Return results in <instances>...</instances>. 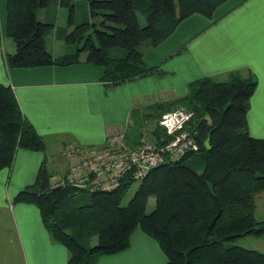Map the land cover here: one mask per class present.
I'll return each mask as SVG.
<instances>
[{"label":"trees","instance_id":"1","mask_svg":"<svg viewBox=\"0 0 264 264\" xmlns=\"http://www.w3.org/2000/svg\"><path fill=\"white\" fill-rule=\"evenodd\" d=\"M86 1L89 16H97L96 21L75 22L73 0H5L6 35L14 44L8 65L67 64L78 61L83 51L85 60L102 67L101 78L112 83L161 75L159 66H146L138 43L148 40L153 47L187 16L209 18L225 0ZM56 6L66 8L65 25L57 27L66 31L63 45L74 48L70 57L64 53L59 60L44 41V32L55 30V23L36 16L44 9L53 14L48 17H55ZM111 49L117 53L111 54ZM255 85L252 75L238 70L224 77L202 75L188 81L182 95L131 111L122 127L130 147L145 140L146 133L160 146L168 138L158 123L161 114L180 106L191 109L186 128L195 131L197 151L204 158L198 169L185 162L191 152L152 167L138 180L129 171L109 189L52 187L43 159L35 180L14 200L38 207L51 238L67 249L66 264H94L98 255L127 248L136 227L156 241L166 257L164 264H264L262 251L235 243L242 236L264 235V219L255 218V197L264 192V138L249 134L245 116ZM44 146L10 85L0 82V168L11 165L18 147ZM132 184L136 185L128 194ZM79 191L89 193L88 201L63 210L66 198ZM149 197L154 198V207L147 211ZM215 202L220 213L209 228Z\"/></svg>","mask_w":264,"mask_h":264},{"label":"crops","instance_id":"2","mask_svg":"<svg viewBox=\"0 0 264 264\" xmlns=\"http://www.w3.org/2000/svg\"><path fill=\"white\" fill-rule=\"evenodd\" d=\"M4 23L6 30L5 0H0V82L10 85L22 114L39 135L57 131L62 134L61 143L99 147L110 131L130 120L134 108L178 97L186 91V82L178 91L167 87L163 77L155 79L160 76L155 74L112 83L101 78L100 65L84 57L67 64L8 67L5 54L13 52L14 44L3 37ZM65 32L64 28L56 31L59 43L51 53L53 57L65 53L61 38ZM179 49L185 50L180 57L176 55ZM142 51L146 66L160 68L164 62L161 74L185 77L186 73L196 76L199 72L201 76L224 77L238 70L252 75L256 85L248 101L246 125L250 135L264 138V0H225L209 18L191 14L168 37ZM171 59L180 63L179 68L170 63ZM29 154L16 151L4 184L5 169L0 168V264H66L67 249L51 238L38 207L14 200V195L36 177ZM48 165L56 167L59 163L49 157L44 161L46 170ZM60 169L59 173H63L66 164ZM47 172L54 175L55 171ZM165 261L156 241L136 227L127 248L98 255L94 264Z\"/></svg>","mask_w":264,"mask_h":264},{"label":"built area","instance_id":"3","mask_svg":"<svg viewBox=\"0 0 264 264\" xmlns=\"http://www.w3.org/2000/svg\"><path fill=\"white\" fill-rule=\"evenodd\" d=\"M192 116L193 111L182 106L162 113L158 123L168 138L160 146L143 139L130 147L124 142L122 127L109 132L99 149L83 148L76 142L68 144L60 149L68 160L65 173L49 184L52 187L70 184L86 189H109L129 171L138 180L152 167L199 149L195 131L186 128Z\"/></svg>","mask_w":264,"mask_h":264},{"label":"rangeland","instance_id":"4","mask_svg":"<svg viewBox=\"0 0 264 264\" xmlns=\"http://www.w3.org/2000/svg\"><path fill=\"white\" fill-rule=\"evenodd\" d=\"M74 2V11H73V19L75 22H80V21H96L97 20V16L95 17H91L89 16V10H88V4L86 0H73ZM51 3V2H50ZM58 6V3H57ZM56 6V8H57ZM44 9H41V11H39L37 13V18L38 19H47L50 20L51 22L55 23V30H57V27H60L62 25H65V19H66V8L64 6H59L57 8V14L55 17H48V16H53V14L49 13L47 15L46 12H43ZM45 11V10H44ZM48 11H50V8H48ZM44 17H41V16ZM54 20V21H53ZM141 23H143V20H141ZM4 28H3V37L9 38L6 35V30H5V23H4ZM91 29V28H89ZM53 28L46 30L44 32V41H45V47L48 51H50L51 53L54 52V49L56 48V44L59 43L57 38L55 37L56 35V31ZM64 34L61 36V38H63ZM10 40V38H9ZM11 41V40H10ZM6 42V40H5ZM149 41L148 40H144L138 43L137 48L140 50H144L145 48H147ZM116 49H111L110 53L111 54H115L117 53ZM179 53L176 55H179V57L181 56V53H183L185 50L184 49H179ZM72 51H74L73 45H69V46H64V52L67 53V55L65 57H70V54L72 55ZM69 53V54H68ZM9 53L7 52L5 55V58H7V55ZM62 55V54H61ZM60 54H54L55 58H59L61 59L62 56ZM120 55V54H119ZM80 57H84V52L81 51L78 53V58L80 60ZM173 57H176L175 55ZM186 61H190L189 59L184 58ZM76 61V62H79ZM5 63L8 67H13L8 65L6 59H5ZM74 63V62H73ZM164 63V62H163ZM163 63L161 64V67H164L165 65H163ZM167 63V62H166ZM170 63L173 66L178 67L180 65V63H178V61H174L173 59L170 60ZM189 63V62H188ZM182 66V65H181ZM179 68V67H178ZM180 71H183V68L180 67ZM156 75V74H155ZM158 76V75H157ZM198 76H201V74L199 72H196V76H194L193 74H185V77L183 75H179V76H173L172 74H169L168 72L161 74L160 76L156 77L155 79H160L163 77V82H165V85L168 87L170 86L173 89H178V91H180V85L183 82H188ZM185 81H182V80ZM159 82V81H157ZM185 83V85H186ZM182 88V87H181ZM183 94V93H182ZM150 125V123L148 124ZM122 127L124 128V125H122ZM118 128H115L113 131H117ZM37 132V131H36ZM111 132V131H110ZM43 141H44V148L42 150H32L29 148H22V147H18L16 149L17 150H23V151H28L30 154L29 157V164L32 167V171H33V177L35 176V174H37L38 172V168L40 166V164L42 163L43 159L45 160V162L47 161V159L49 157H53V159H55V162L59 163V165H57L56 167H51V165H48L47 170L49 172H54V175H51L50 173V183H54V178L58 175H64L65 171L63 173H59V171H61L60 168H63L66 164V168L68 165V160H66L63 155L60 153V149H62L63 147H65L68 144H73L72 141H65L63 143H61L59 136L62 135L61 133L57 132V131H47L44 134H40ZM146 138L145 140H150L149 135L146 133ZM69 138V137H67ZM61 143V144H60ZM103 145V144H102ZM101 145V146H102ZM101 146L99 147H93V149H99ZM90 149V147H88ZM16 153V152H15ZM15 155V154H14ZM203 152L196 151L190 155L187 156V158L185 159V162L189 164V166H191L194 169H198L201 164L203 163ZM1 169H5V176L3 179V184L5 183L6 180V176H7V172L9 167L5 166ZM66 170V169H65ZM136 184H132V186L130 187V189L128 190V194H131V192H133L132 190L134 189V186ZM89 199V193L88 192H75L73 195H70L69 197L66 198V200L63 202V210H69V208L71 206H77L79 204H83L84 202L88 201ZM255 203H256V212H255V218L257 220L260 219H264V192H261L259 194L256 195L255 197ZM154 207V198L153 197H149L148 201H147V205H146V210L150 211L152 210ZM236 244H239L241 246L247 247V248H253V249H257L260 250L264 253V235L262 236H253V235H246V236H242L240 238H238L235 242Z\"/></svg>","mask_w":264,"mask_h":264},{"label":"water","instance_id":"5","mask_svg":"<svg viewBox=\"0 0 264 264\" xmlns=\"http://www.w3.org/2000/svg\"><path fill=\"white\" fill-rule=\"evenodd\" d=\"M204 144L207 146V144H208V138H206L204 140ZM200 174H201V172H200ZM215 206H216V211H215L214 215L211 217V219H210V221L208 223V227L209 228L212 226V224L214 223L215 219L218 217V215L220 213V208H219V206L217 205L216 202H215Z\"/></svg>","mask_w":264,"mask_h":264},{"label":"clouds","instance_id":"6","mask_svg":"<svg viewBox=\"0 0 264 264\" xmlns=\"http://www.w3.org/2000/svg\"><path fill=\"white\" fill-rule=\"evenodd\" d=\"M148 141V140H147ZM150 141V140H149Z\"/></svg>","mask_w":264,"mask_h":264},{"label":"bare ground","instance_id":"7","mask_svg":"<svg viewBox=\"0 0 264 264\" xmlns=\"http://www.w3.org/2000/svg\"><path fill=\"white\" fill-rule=\"evenodd\" d=\"M64 185V184H63Z\"/></svg>","mask_w":264,"mask_h":264}]
</instances>
